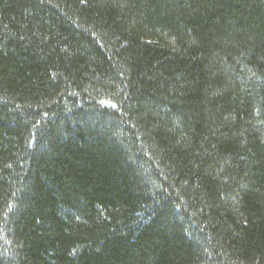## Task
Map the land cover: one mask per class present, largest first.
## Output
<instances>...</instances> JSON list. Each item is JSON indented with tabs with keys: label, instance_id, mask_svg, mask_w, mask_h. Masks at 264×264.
<instances>
[{
	"label": "trees",
	"instance_id": "1",
	"mask_svg": "<svg viewBox=\"0 0 264 264\" xmlns=\"http://www.w3.org/2000/svg\"><path fill=\"white\" fill-rule=\"evenodd\" d=\"M0 264H264V0H0Z\"/></svg>",
	"mask_w": 264,
	"mask_h": 264
}]
</instances>
